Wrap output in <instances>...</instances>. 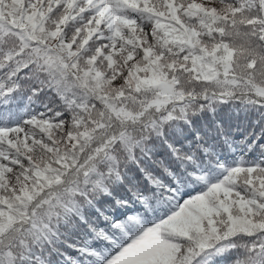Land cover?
<instances>
[{"label": "snow or ice", "instance_id": "obj_1", "mask_svg": "<svg viewBox=\"0 0 264 264\" xmlns=\"http://www.w3.org/2000/svg\"><path fill=\"white\" fill-rule=\"evenodd\" d=\"M0 264H264V0H0Z\"/></svg>", "mask_w": 264, "mask_h": 264}, {"label": "trees", "instance_id": "obj_2", "mask_svg": "<svg viewBox=\"0 0 264 264\" xmlns=\"http://www.w3.org/2000/svg\"><path fill=\"white\" fill-rule=\"evenodd\" d=\"M225 123L227 124L229 121H228V117L225 116L223 117ZM242 119V118H241ZM232 125H233V128H235V125L237 123H239L238 120H236L235 118L231 121ZM235 135V137L237 139L240 138V133H236L234 132L233 133ZM192 139V135L191 134H188V140H191ZM157 150H158V155L157 157L155 158H161V157H166L167 153H166V150L157 145ZM227 151V150H226ZM145 166H148V165H145ZM129 175L131 177H134L136 181L139 182V185L140 187L145 191V192H149L150 189L147 187L145 181L143 180L140 172L138 170H136L135 168H133ZM132 186L130 183H126L125 185L123 186H116L112 189V197H105V198H102L100 203H99V207L101 208L102 211H111V214L115 215V216H119V215H122V214H133L137 209H139L140 205L136 204L134 201H132L131 205L126 208V209H116L115 208V204H114V200L116 199H121V198H124V199H129L131 200V194L129 193V191L127 190L128 187ZM95 218V217H93Z\"/></svg>", "mask_w": 264, "mask_h": 264}]
</instances>
